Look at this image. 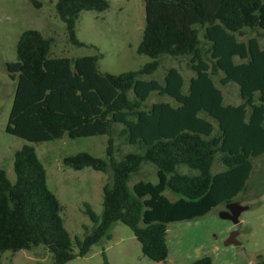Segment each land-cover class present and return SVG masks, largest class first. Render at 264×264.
I'll return each mask as SVG.
<instances>
[{
  "label": "trees",
  "instance_id": "1",
  "mask_svg": "<svg viewBox=\"0 0 264 264\" xmlns=\"http://www.w3.org/2000/svg\"><path fill=\"white\" fill-rule=\"evenodd\" d=\"M142 1L144 26L136 51L152 60L137 70L102 72L101 53L51 56V37L37 29L20 34L17 59L5 64L15 82L5 130L29 143L13 153L14 182L0 166V260L6 250L41 246L52 264H64L110 238L111 225L120 221L130 227L145 256L165 261L168 223L203 216L245 190L252 159L264 153V47L258 39L264 37V0ZM109 7L107 0L55 2L67 39L75 46L85 45L75 33L80 13ZM199 28L209 43V63ZM247 28L256 35L239 40ZM163 54L190 57L195 76L186 92L175 67L162 82L141 78L157 69ZM218 72L223 74L221 85H238V104L224 103L212 77ZM152 93L168 95L175 104L157 101L147 107ZM116 124L122 125L119 135L137 147L120 158L113 144ZM64 135H107L105 157L79 151L63 158L73 169L91 167L108 175L102 185L103 211L97 215L86 204L94 226L82 237L73 238L66 229L59 199L31 144ZM218 154L225 168L212 173ZM145 162L155 165L157 181L138 180L129 186ZM180 165L197 173H181ZM165 190L176 198H168ZM101 254L103 264H110L104 250ZM190 264H212V259L204 255Z\"/></svg>",
  "mask_w": 264,
  "mask_h": 264
},
{
  "label": "rangeland",
  "instance_id": "2",
  "mask_svg": "<svg viewBox=\"0 0 264 264\" xmlns=\"http://www.w3.org/2000/svg\"><path fill=\"white\" fill-rule=\"evenodd\" d=\"M110 7L104 11L84 10L76 22V37L85 43L72 45L67 39L64 23L55 11L56 0H0V166L6 170L11 182L15 181L13 153L23 144L29 143L22 138L6 132L5 127L11 110L15 82L5 68L7 62L15 61L16 43L20 34L27 29H37L45 37H51V56L77 57L101 53L98 68L102 72L120 73L137 70L151 57L138 54L144 26V5L142 0H107ZM256 35L255 31L244 29L239 40ZM201 48L209 63V43L199 28ZM264 47V37H258ZM157 69L141 78L163 81L170 67H175L184 79V92L189 80L195 76L190 68V57H173L163 54L159 57ZM222 73L212 76L221 88L225 104H238L241 101L239 87L230 82L221 85ZM128 96L133 97L132 91ZM157 101H175L168 95L152 93L146 100L149 107ZM216 126V122L212 120ZM122 125L114 126L113 144L115 155L120 158L124 153L137 150L119 135ZM43 162L47 172V183L61 204V216L70 235L82 237L89 233L94 223L86 213V204L97 214L103 211L102 185L108 175L91 167L80 170L63 164V158L79 151H87L95 156L105 157L107 135L70 138L64 135L50 141L31 143ZM253 169L246 188L234 201L247 206L239 216V222L222 218L219 211L226 203H220L208 213L188 220H179L167 225L168 256L165 261H153L145 256L139 241L129 226L120 221L114 222L109 230L110 238H103L93 244L83 256H77L64 264H103L102 251L110 264H190L208 255L212 264H258L264 259V153L252 159ZM220 154L216 156L211 172L223 170ZM178 171L196 174V170L186 165L178 166ZM138 180L157 181L156 167L145 162L137 173H133L129 186ZM168 198L176 196L169 190L163 192ZM232 230H237L239 245H225L224 240ZM0 264H52L51 255L41 246L31 250H6L1 253Z\"/></svg>",
  "mask_w": 264,
  "mask_h": 264
},
{
  "label": "water",
  "instance_id": "3",
  "mask_svg": "<svg viewBox=\"0 0 264 264\" xmlns=\"http://www.w3.org/2000/svg\"><path fill=\"white\" fill-rule=\"evenodd\" d=\"M226 208L219 211V215L222 218L230 219L233 223L239 222V216L243 210L247 208L246 205L237 201H230L226 203ZM238 231L232 230L228 237L224 240L225 245L235 244L239 245L240 241L237 239Z\"/></svg>",
  "mask_w": 264,
  "mask_h": 264
}]
</instances>
